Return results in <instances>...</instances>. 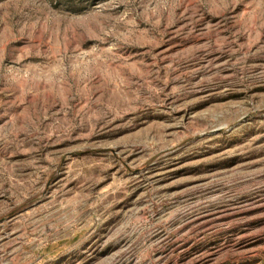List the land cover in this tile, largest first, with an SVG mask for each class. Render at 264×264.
<instances>
[{"label":"rangeland","instance_id":"374dc122","mask_svg":"<svg viewBox=\"0 0 264 264\" xmlns=\"http://www.w3.org/2000/svg\"><path fill=\"white\" fill-rule=\"evenodd\" d=\"M0 264H264V0H0Z\"/></svg>","mask_w":264,"mask_h":264}]
</instances>
